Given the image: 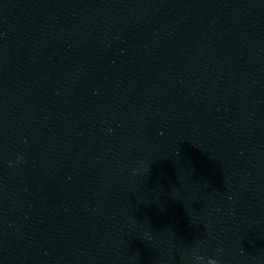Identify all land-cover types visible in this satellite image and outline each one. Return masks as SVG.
<instances>
[{"label":"water","instance_id":"95a60500","mask_svg":"<svg viewBox=\"0 0 264 264\" xmlns=\"http://www.w3.org/2000/svg\"><path fill=\"white\" fill-rule=\"evenodd\" d=\"M264 130V0H0V264H193Z\"/></svg>","mask_w":264,"mask_h":264},{"label":"clouds","instance_id":"9594fccd","mask_svg":"<svg viewBox=\"0 0 264 264\" xmlns=\"http://www.w3.org/2000/svg\"><path fill=\"white\" fill-rule=\"evenodd\" d=\"M243 252V249H241ZM193 264H205V258L202 255H194L193 256ZM206 264H219L217 259H207Z\"/></svg>","mask_w":264,"mask_h":264}]
</instances>
